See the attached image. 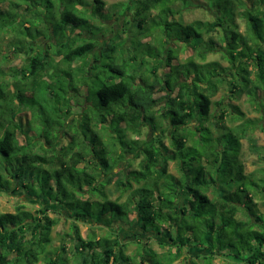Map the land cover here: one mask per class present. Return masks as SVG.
Masks as SVG:
<instances>
[{
  "label": "trees",
  "instance_id": "obj_1",
  "mask_svg": "<svg viewBox=\"0 0 264 264\" xmlns=\"http://www.w3.org/2000/svg\"><path fill=\"white\" fill-rule=\"evenodd\" d=\"M174 1L119 3L118 16L132 12L136 35L166 36L161 48L152 50L154 67L149 53L139 61L135 54L125 56L128 38L118 34L101 43L83 35L101 29L93 20L107 16L104 0H64L52 22L43 17L14 24L13 16L3 18L7 11L0 10V38L9 33V46L27 56L21 66L5 67L7 56L0 51V191L22 193L40 204L37 214L24 205L0 213V264H70V259L173 264L183 256L184 264H216L219 257L230 264H264V168L246 172L242 160L243 139L264 156V145L251 134L258 127L264 132V0L251 6L244 0H210L220 13L216 23H184L169 5ZM238 5L248 31L235 25L230 35L205 41L215 24L233 22ZM41 37L50 40L43 45ZM178 46L192 47L201 61L191 55L176 62ZM216 52L228 65L208 61ZM159 64L168 71L158 74ZM224 84L232 85V96L247 95L260 110V121L242 119L244 112L234 103L215 114L212 97ZM159 88L166 93L155 97ZM74 106L94 113L83 121L98 132L90 141L85 129H78L79 118L68 123ZM25 111L31 113L26 120ZM226 117L242 121L225 125ZM144 127L153 131L151 137L142 138ZM126 157L141 159L137 167L117 171ZM171 161L179 177L169 172ZM115 192L119 196L113 199ZM51 209L74 218L69 247L52 246L59 218L49 216ZM80 218L111 230L83 237ZM124 224L141 232L124 238L116 231ZM129 238L137 243L135 254L125 251Z\"/></svg>",
  "mask_w": 264,
  "mask_h": 264
},
{
  "label": "rangeland",
  "instance_id": "obj_2",
  "mask_svg": "<svg viewBox=\"0 0 264 264\" xmlns=\"http://www.w3.org/2000/svg\"><path fill=\"white\" fill-rule=\"evenodd\" d=\"M64 0H0V10L7 11L5 13H1L3 18L12 17L14 19V24L19 22V20L24 21L26 19L28 22L35 21V22H41V18L47 17L49 21L52 22V19L55 17H51L55 14H57V17H59L61 5H63ZM106 3L105 6V13L107 16H104V19H97L93 20L94 25H96V28H101L100 30H95L94 34L89 33L88 31L83 32V35L85 37H93L97 42H108L112 38L116 37L118 34L120 35L121 39H127V42L125 44V49L127 50V53L125 54L126 57H131L134 54L137 55L138 61L139 59L142 60L144 53L148 54L147 57L151 60V63H149L150 67L156 66L157 62L152 57V50L156 47L157 49L161 48V45H163V42L166 41V36L159 35L156 39H154L155 34H148V37H144L145 35H136V30L138 29L137 26L133 23V21H130L129 19L132 18L133 14L131 11H127L126 14H122L118 16V13L121 9V6L119 3L121 2H127L128 0H104ZM189 3H186L182 0H175L173 3H170L169 5L177 10L178 12L175 13V17L184 23H191L196 20H202V21H210L216 23L218 20V17L220 13L214 9L213 7H210L208 2L210 0H189ZM215 1V0H214ZM226 1V0H224ZM246 1L247 5L251 6L253 0H244ZM88 3H91L92 0H87ZM239 1L235 0V3L238 4ZM237 7V6H236ZM235 7V16L233 19V22L230 24L223 23L224 25H216L215 24V30L213 32H210L206 34L205 41H208L210 37H213L214 39H217L219 35H221L223 32H226L230 35L228 30H231V28H235L239 30L241 33L245 34L248 31V25L247 20L244 15L241 14L242 6L238 5V7ZM157 11H153L152 14H156ZM150 28V26H149ZM151 34V35H150ZM173 38V37H170ZM9 40H10V34H2V37L0 38V51L3 55L7 56V61L4 62V66L7 67L8 65L16 64L18 66H21L23 62L26 60V55L22 52L15 51L13 46H9ZM50 39H44L43 37L38 39V42H41L43 45H45ZM178 60L176 62H183L186 60L187 57L193 55L196 60L201 61L200 57L196 54V52L193 50L192 47H188V49H182L180 46ZM98 49H101V45ZM151 52V53H150ZM151 55V57H150ZM0 60H1V54H0ZM210 60H219L222 65H228V62L223 60L221 57L220 52L216 53H210L208 55V61ZM95 62V60H94ZM160 68L158 69V74H164V72H167L169 68L165 67L163 64H159ZM89 83L90 80L88 81ZM232 87L231 84H224L221 86L219 91L215 93V95L212 97L214 100V104L212 106V110L215 111L216 115H220L222 112V107L226 105H230L231 103H234L236 105H239L244 112V118H254L258 119L260 121L261 112L260 110H257L253 105H251L248 97L246 94H239L238 92H234L232 94L230 93V88ZM166 90H163L162 88H159L155 92V97H160L165 95ZM232 96V98L230 97ZM237 96L238 98H235ZM218 101H223L222 103L218 104ZM226 104V105H224ZM229 110L232 109L231 106H228ZM82 107L80 106H74V114L70 117V120H68V123H73L75 119H80V124H78V129H85L86 131V138L88 141L92 139L94 135H98V132L96 128L93 127V129L88 130L84 124V120L87 116L91 117L93 116L90 110H87L86 114H83V111L81 110ZM80 113V114H79ZM31 113L30 111H25L23 113L24 119L30 118ZM225 125H234L241 123L242 120L236 121L232 123L231 120H229L227 117L224 120ZM37 124H33L35 129L38 130V132L41 130L40 122H37ZM88 126V125H87ZM82 134V133H81ZM153 134V131H150L148 127L143 128V135L142 138L151 137ZM251 134L256 137V140L259 145H264V132L258 127L255 130L251 132ZM96 135V136H97ZM130 137L137 138V135H133L129 133ZM71 137V131L66 135L65 137H62V144H66ZM83 137V136H82ZM166 144H168V140H165ZM243 149H242V160L244 161L246 172H251L254 170H259L261 168H264V156L261 158L258 156V154L253 153L251 151V148L249 146V142L247 139H243ZM264 155V153H263ZM141 158L136 159H129V157H126L125 162H120L117 171L120 169H131L134 167H137L139 164ZM168 170L170 173L174 174L175 176L179 177L180 172L178 170V167L176 165V162L171 161L169 163ZM66 178V177H65ZM112 189L114 188L113 185H110ZM110 188V189H111ZM126 193L122 200H125L127 197ZM69 195V192L67 193ZM119 196V192H115L111 198H117ZM71 199V196H69ZM18 205H24L25 209L29 210L33 214L38 213V209L40 207V204L37 203L35 200L30 199L27 195H23L22 193H19L17 195H13L7 192L0 191V213L3 212H16V207ZM82 205V204H81ZM92 207L97 209V204H92ZM48 214L52 218H59L58 223L52 228L51 231V237H52V246H60L63 244H67L68 247L73 244V240L70 237L71 233V227L72 223L74 221V218H70L68 216V213H64L65 215L59 216L58 213H56L53 209L48 211ZM80 233L83 237H87L89 235H97L103 236L105 234H108L111 229H108L106 227H100L97 224L93 223L91 220H85L84 218H80L77 220ZM113 230V228H112ZM140 231L141 229L136 226L135 229L133 227H130L128 224H124L122 228L116 229L118 233L121 234L122 237L125 238V236L128 234H132V231ZM146 236V235H145ZM128 241L127 246L125 248V251L127 254H135L137 250V243L134 241V239H127ZM150 243L154 245L159 250H162L159 248L156 243L153 240H150ZM52 249V247H50ZM69 256V254H67ZM186 261V257L179 258L176 260L173 264H184ZM229 258L227 257H219L215 260L216 264H230ZM37 264H46L43 260H40ZM70 264H74L73 260L70 259Z\"/></svg>",
  "mask_w": 264,
  "mask_h": 264
}]
</instances>
